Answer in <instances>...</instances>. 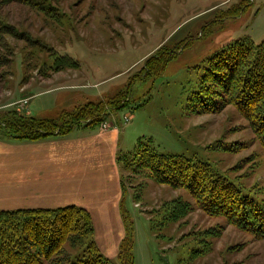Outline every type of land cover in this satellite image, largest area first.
<instances>
[{
	"label": "rangeland",
	"instance_id": "rangeland-1",
	"mask_svg": "<svg viewBox=\"0 0 264 264\" xmlns=\"http://www.w3.org/2000/svg\"><path fill=\"white\" fill-rule=\"evenodd\" d=\"M247 2L241 15L222 19L223 11ZM244 37L256 43L264 40V0H0V122L12 118L15 110L17 115L57 124L69 120L72 112L88 111L89 103H107L125 93L129 101L125 107L108 109L98 125L76 129L81 135L77 140L85 147L95 141L112 142L111 172L118 178L121 172L125 179L123 189L120 181L117 188L120 220L123 209L127 225L133 221L135 230L134 264H264V239L205 213L187 191L155 183L148 170L140 168L144 153L137 151L139 162L131 172L121 170L117 160L125 154L132 162L136 147L149 138L158 152L207 161L215 171L264 199V151L247 120L232 105L204 113L188 99L205 59ZM162 50L168 52L163 55L166 58H171V52L175 56L164 63L161 73L154 78L138 77L145 62ZM57 54L71 58L70 66L52 70L50 63ZM210 94L203 95L207 103ZM3 133L0 129V141L32 146L24 154L25 177H31L32 188L44 185L41 194L46 193L41 196L46 200L54 194L65 195L73 183L61 174L64 162L44 160L43 152H34V144L53 137L12 140ZM7 148L0 142V196L13 188L6 181L10 171ZM82 162L71 161L86 171L95 159ZM15 166L22 169L13 163L14 171ZM83 170L76 174L80 176ZM99 175L93 187L104 189L108 175L102 169ZM21 178L20 173L14 179ZM109 191L113 195L114 186ZM175 199L191 205L178 221L167 217ZM86 203L97 209L88 196ZM103 207L101 216L108 222L102 229L98 226V235L112 252L115 223L106 204ZM149 217L155 221L153 227ZM68 249L72 254L80 247ZM117 252L118 246L110 256L113 264Z\"/></svg>",
	"mask_w": 264,
	"mask_h": 264
},
{
	"label": "trees",
	"instance_id": "trees-1",
	"mask_svg": "<svg viewBox=\"0 0 264 264\" xmlns=\"http://www.w3.org/2000/svg\"><path fill=\"white\" fill-rule=\"evenodd\" d=\"M247 5L248 2L228 8L222 12V19L241 15ZM13 34L18 36L16 32ZM165 53L168 52L162 50L152 55L137 76L141 79L158 76L164 63L175 56L171 52V58H166ZM71 62L68 56L57 54L50 67L57 71L64 64L70 66ZM155 62L160 64L157 63V67H154ZM202 66L203 73L190 91L189 102L197 107V111L204 113H216L227 105L234 106L247 120L264 151V40L256 43L249 37L236 39L212 53ZM206 92H211L209 103L203 99ZM120 95L122 96H115L118 99L107 103H89L88 111L72 112L69 115L71 120L57 124L51 120L17 115L12 110V118L2 120L0 129L5 131L2 134L4 137L14 140L31 141L48 136H62L76 128L98 125L104 120V113L108 109L114 111L129 104L128 96L125 93ZM151 144L148 138L137 146L132 154V162L127 160L125 154L118 156V162L122 163L121 170L122 167L126 172L136 170L139 161L135 158H139L138 152L144 153L145 158L140 160V168L147 169L149 178L155 183L187 191L195 206L205 213L212 217H222L228 225L251 234L255 239H264V199L245 190L226 174L215 171L207 161L180 154H163ZM124 180L120 172L121 189ZM189 209L191 210L189 202L175 199L171 208L167 209V217L169 220L174 217L178 221L187 215ZM184 213L186 214L183 215ZM121 215L124 230L118 244L116 264H134L133 221L129 220L130 225H127L123 209ZM148 222L151 227L154 226L155 221L150 217ZM77 247L80 249L71 254L72 250L68 248ZM112 262L110 257L98 249L94 240L92 216L82 207L66 205L57 208L0 210V264H113Z\"/></svg>",
	"mask_w": 264,
	"mask_h": 264
},
{
	"label": "crops",
	"instance_id": "crops-1",
	"mask_svg": "<svg viewBox=\"0 0 264 264\" xmlns=\"http://www.w3.org/2000/svg\"><path fill=\"white\" fill-rule=\"evenodd\" d=\"M73 129L66 136H52L53 138L47 139V141L40 142L34 148V152L39 151L43 152L44 160L47 158L51 159V161H56L61 159L64 162V166L61 170L62 175H67L72 180V185L70 189L63 196L57 197L56 194L53 195V199L46 200L45 197L41 196V188L38 189L32 188L31 186V177L26 178L25 172L27 169H24L26 166V159L24 157L25 148H30L32 146L27 145L26 143H14V141H0L4 145H6V165L9 167V177H7L6 181L13 184V188H7L5 193H2L0 196V210H12L18 208H53L60 207L66 205H77L85 208L92 216L95 228V239L98 243L102 252L110 257L115 254V250L120 242V238H122V221L119 216V203H118V182L119 178L115 177V175L111 172L112 169V159L110 152L113 150L112 142L105 144L102 142H96L95 145L85 147L84 142L79 143L77 140L80 138L79 130ZM14 140V139H12ZM27 145V146H26ZM42 147L46 150L43 151ZM57 147V148H56ZM100 153V154H98ZM31 158V153L28 155V160ZM95 159V162L91 165L89 164L86 171L83 170L82 166L76 167L72 160H78L81 165L85 163V161H92ZM13 163H19L22 166V169L17 170V166H15V171L13 167ZM98 165V166H97ZM99 168L98 170L96 168ZM77 169V170H76ZM103 170L104 173H107L108 178L106 180L107 185L104 189L100 187H93L95 184V177H100L99 172ZM80 170L82 174L78 176L76 173ZM21 173L22 178L21 181H15V176ZM78 176V177H77ZM20 179V176H18ZM68 181V184H71ZM113 183V185H111ZM114 186L115 193L111 195L110 189ZM18 189V191H16ZM84 192H86L84 194ZM82 195L80 196V194ZM77 195V196H76ZM86 196L89 199L94 200V204L97 206L96 210H92L90 208H94V205L86 203ZM106 197V198H105ZM112 202V203H110ZM107 206V213L111 216V223H115L114 235H116V244L114 245V250L112 252H108L104 248V243L102 237L99 234L98 226L102 229V227L108 222L104 215V205ZM114 258V257H113Z\"/></svg>",
	"mask_w": 264,
	"mask_h": 264
}]
</instances>
